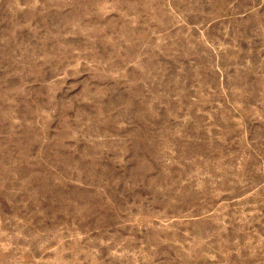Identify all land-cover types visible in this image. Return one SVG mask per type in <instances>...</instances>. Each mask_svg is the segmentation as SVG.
Listing matches in <instances>:
<instances>
[{"label": "rangeland", "instance_id": "obj_1", "mask_svg": "<svg viewBox=\"0 0 264 264\" xmlns=\"http://www.w3.org/2000/svg\"><path fill=\"white\" fill-rule=\"evenodd\" d=\"M0 264H264V0H0Z\"/></svg>", "mask_w": 264, "mask_h": 264}]
</instances>
